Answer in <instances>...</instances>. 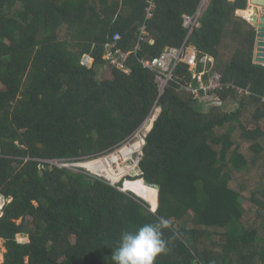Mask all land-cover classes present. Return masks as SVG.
Returning a JSON list of instances; mask_svg holds the SVG:
<instances>
[{
  "label": "trees",
  "instance_id": "1",
  "mask_svg": "<svg viewBox=\"0 0 264 264\" xmlns=\"http://www.w3.org/2000/svg\"><path fill=\"white\" fill-rule=\"evenodd\" d=\"M200 2L154 0L130 71L106 64L97 77L114 33L122 49L134 48L146 0H0V194L9 198L0 264H114L121 233L161 217L167 251L154 264H264V65L253 61L255 27L235 13L247 0H207L188 37L224 81L251 91L225 89L232 108L203 105L173 81L157 98L154 73L139 60L179 46L181 15ZM156 100L136 176L154 196L135 191L136 177L122 190L121 181L49 166L112 151ZM132 191L154 207L158 196L155 212ZM22 232L28 241L17 240Z\"/></svg>",
  "mask_w": 264,
  "mask_h": 264
},
{
  "label": "built area",
  "instance_id": "2",
  "mask_svg": "<svg viewBox=\"0 0 264 264\" xmlns=\"http://www.w3.org/2000/svg\"><path fill=\"white\" fill-rule=\"evenodd\" d=\"M146 1L147 5L145 6L144 22L139 27V35L134 48L132 50L122 49L118 43L120 34L117 32L114 33L111 39L106 42L103 47L102 59L104 64L113 66L125 73L130 71V67L127 63L129 54L139 49V42L143 39L145 34V20L151 17L155 8L154 0ZM206 2L207 0H201L198 8L192 14L182 13L181 24L186 29V35L183 42L179 46L167 45L159 52L158 55L153 56L150 59H139L143 67L150 69L154 73V79L157 84L158 92L157 98L162 94L169 81L175 82L180 88H183L189 92L193 99L201 101L206 106L219 104L217 101L222 99L221 93L228 88H234L236 91H243L245 94L251 93L248 88H241L230 83L229 81H224L222 79L221 73L216 70L214 66V57L208 53L199 52L192 44L188 42V37L192 29L194 27H198L200 24L199 15ZM235 13L250 22L248 18L244 17L240 13V9H236ZM149 42H153V40L149 39ZM92 61L93 58L89 53L82 55V64L90 66ZM258 96L260 101L264 103V93L259 94ZM227 99L222 100L225 101ZM158 111L159 106L157 105L156 100L145 119L139 124L133 133L125 140L121 141L112 151L106 154L115 151L118 146L120 147L121 145L128 143L134 138L132 135H141L143 133L145 136V134L149 131L148 129V131L144 133V130L147 128V120L149 119L150 115H156ZM136 130L137 132H135ZM144 136L142 139V145L144 144ZM140 153L141 150L137 154V162L141 157ZM5 201L6 199L4 196L0 194V213L1 207L4 205Z\"/></svg>",
  "mask_w": 264,
  "mask_h": 264
},
{
  "label": "clouds",
  "instance_id": "3",
  "mask_svg": "<svg viewBox=\"0 0 264 264\" xmlns=\"http://www.w3.org/2000/svg\"><path fill=\"white\" fill-rule=\"evenodd\" d=\"M168 226L169 221L161 217L156 223L122 232L112 261L114 264H154L156 257L167 251L162 230Z\"/></svg>",
  "mask_w": 264,
  "mask_h": 264
},
{
  "label": "rangeland",
  "instance_id": "4",
  "mask_svg": "<svg viewBox=\"0 0 264 264\" xmlns=\"http://www.w3.org/2000/svg\"><path fill=\"white\" fill-rule=\"evenodd\" d=\"M251 9H252V7H250L249 8V10L251 11ZM241 10H244V9H241ZM248 10V9H247ZM253 11V10H252ZM106 64H104L103 66H99V67H97V66H95V68L97 69V77H99L100 76V74H101V72L103 71L102 69H104L106 66H105ZM229 101V99H227V100H225V101H223L222 99H220V100H218L217 101V103H219V105L220 106H224V108H229V107H233V103L231 104L230 102H228ZM211 104V103H210ZM203 105H204V103H203ZM135 132H137V130L135 131ZM134 132V133H135ZM146 135V134H145ZM135 135H132V137H134ZM132 137H130V138H132ZM119 147V146H118ZM117 147V148H118ZM99 156H102V155H98V156H96V157H99ZM96 157H93V158H96ZM137 157V154H134V158H136ZM92 158H85V159H81V160H79V161H77V162H58V161H56V160H53V161H48V163H49V166H51L52 164H56V165H58V166H67V167H70L71 169H73V170H77L78 168H81V169H84V170H86L87 172H89V173H92V174H97L98 173V176H101V177H103L102 175H105V177H107V178H110V179H113V180H115L114 182H113V184H116L117 182H119V181H121V182H123V180L124 179H127L126 177L127 176H131V175H135V174H137L136 172L138 171L137 170V167L136 168H134V166H136V164H130V165H124V166H122V167H120V168H118V169H116V170H113V171H111L110 169H106V170H104V169H101V168H99V167H95V166H90L89 165V160H91ZM82 161V165L85 167H81V166H78V165H75V164H73V163H78V162H81ZM137 164H138V162H137ZM138 166V165H137ZM134 169H136V170H134ZM91 170V171H90ZM93 171V172H92ZM94 172H96V173H94ZM108 172H111L112 174L111 175H109L108 174ZM121 176V177H120ZM105 177H103V178H105ZM132 177V176H131ZM107 178H105L107 181H108V179ZM129 179V178H128ZM134 185H131L134 189H135V191L136 192H142L143 193V195H146V197L148 196V194L149 195H151V197L152 196H154V191H153V189H149V187H147L145 184H144V182L142 181V180H140V181H138V179H135L134 181ZM128 183H131V182H128ZM133 184V183H132ZM128 185V184H127ZM119 188H122V185L119 187ZM140 190H143V191H140ZM127 191H130V190H127ZM153 199V198H152ZM9 200V198L8 199H6V201L5 202H7ZM243 203H244V205L246 206V207H248L249 206V202H247L246 200H244L243 199ZM0 204H1V202H0ZM16 238H17V240L18 241H20V242H26L27 241V237L26 236H24V235H22V234H17L16 235ZM1 259H2V253H0V261H1Z\"/></svg>",
  "mask_w": 264,
  "mask_h": 264
},
{
  "label": "bare ground",
  "instance_id": "5",
  "mask_svg": "<svg viewBox=\"0 0 264 264\" xmlns=\"http://www.w3.org/2000/svg\"><path fill=\"white\" fill-rule=\"evenodd\" d=\"M253 8L250 10H245V13L243 14L240 9V13L248 18L250 21L254 20L255 14L252 11ZM141 136V137H140ZM142 139H143V133L140 135H135L133 139H131L128 143L121 145L119 148H117L115 151L105 154L96 158L92 159H98V162L96 164L101 167V169L108 170L110 169L111 171L116 170L124 165H130L132 164H137V157L134 158V154H138L141 150L142 146ZM138 169V166H137ZM93 172V171H92ZM96 173V172H94ZM138 173V171L136 172ZM98 174V173H97ZM105 177V176H103ZM121 177V176H120ZM107 178V177H105ZM108 179V178H107ZM109 180V179H108ZM110 182H114L115 180Z\"/></svg>",
  "mask_w": 264,
  "mask_h": 264
},
{
  "label": "water",
  "instance_id": "6",
  "mask_svg": "<svg viewBox=\"0 0 264 264\" xmlns=\"http://www.w3.org/2000/svg\"><path fill=\"white\" fill-rule=\"evenodd\" d=\"M249 4L254 5L253 6V12L255 14L254 20L250 21V23L256 29L255 43H254V49H253V61L255 63H259V64L264 65V15H259V12H258L259 11L258 7H260V9L264 7V0H249ZM140 154H142V152ZM141 173L142 172L138 166V173L135 175H131V176L136 177V176L140 175ZM139 178H142V177H136L134 179H139ZM126 180H130V179H128V178L124 179L122 182V188H120V189L125 190V189H123V183ZM144 181L146 184L156 187L157 191H158V185L156 183L148 182L145 179H144ZM110 183H112V182H110ZM134 194L141 197L147 203L148 209L150 211L155 212L157 205H158V196H157V200H156V206L154 207L153 206L154 201L152 199H144L142 196L138 195L137 193H134ZM20 234L27 237V233H25V232H22ZM27 241H28V237H27Z\"/></svg>",
  "mask_w": 264,
  "mask_h": 264
},
{
  "label": "crops",
  "instance_id": "7",
  "mask_svg": "<svg viewBox=\"0 0 264 264\" xmlns=\"http://www.w3.org/2000/svg\"><path fill=\"white\" fill-rule=\"evenodd\" d=\"M253 6H254V5L249 4V0H247L246 8H245L244 10H247V9L249 10V8H250V7L253 8ZM257 7H258V6H257ZM258 8H259V11H258V12H259V15H264V7L261 8V9H260V7H258Z\"/></svg>",
  "mask_w": 264,
  "mask_h": 264
}]
</instances>
